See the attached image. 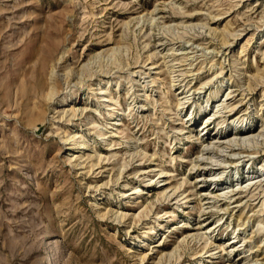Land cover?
I'll return each mask as SVG.
<instances>
[{
  "label": "rangeland",
  "instance_id": "374dc122",
  "mask_svg": "<svg viewBox=\"0 0 264 264\" xmlns=\"http://www.w3.org/2000/svg\"><path fill=\"white\" fill-rule=\"evenodd\" d=\"M246 122L264 0H0V264H264V181L211 192L264 165V136L202 152Z\"/></svg>",
  "mask_w": 264,
  "mask_h": 264
},
{
  "label": "bare ground",
  "instance_id": "6f19581e",
  "mask_svg": "<svg viewBox=\"0 0 264 264\" xmlns=\"http://www.w3.org/2000/svg\"><path fill=\"white\" fill-rule=\"evenodd\" d=\"M215 49V48H214ZM96 60V59H95ZM94 61V60H93ZM65 72V71H64ZM62 79V78H61ZM63 80V79H62ZM99 89L101 90L99 93H101L100 96L103 97L104 93H106L105 91H107L106 88H102V87H99ZM47 93V92H46ZM179 93H182V92H179ZM97 94V92H96ZM95 94V95H96ZM230 91L229 92H226L225 95L221 96L220 99L218 100L220 104H222V107L219 108L222 109L224 108L226 110V108L228 109L227 110V114L231 113V112H228V111H231L233 110V104L231 102H229V95H230ZM189 96L188 95H181V97L179 98V102L178 104H184L186 102L187 99ZM222 100V101H221ZM223 104H225V106H223ZM229 107V108H228ZM87 106H84V107H80V108H75L74 105H70V112H71V115L72 116H76L77 115V112L79 111L80 114L84 113L86 110H87ZM218 110V111H219ZM63 112H67V109L64 108L63 109ZM69 112V111H68ZM67 112V113H68ZM242 112V111H241ZM63 113V114H64ZM234 114V113H233ZM230 118V114L228 115ZM244 117L241 116V115H236L235 117L231 118L230 122L229 123H232L233 126L239 124V123H243L244 121ZM114 123H117V121H115ZM205 129V127L203 126L202 129H201V132H203ZM256 128H254L253 124H250L248 125L247 122L245 124V126H243L241 128V130L239 132H233V130H227L224 134H219L218 135V129L215 130L214 132L213 131H210V132H207V138L209 139L208 143L207 144H204V146L202 147V152L204 153V150H209L210 149V146L212 148V146H216V147H221V148H225L227 146H230V150L233 149V146H235V144H251V143H258L259 140L262 138V136H264V128H261L259 129V131H255ZM103 135L104 137H106L105 135V132H102L100 133V135ZM103 137V138H104ZM264 141V140H263ZM222 142H225L226 145H222ZM228 144V145H227ZM237 145V146H238ZM252 145V144H251ZM255 145V144H254ZM253 146V145H252ZM229 148V147H228ZM222 150V149H221ZM257 151V150H256ZM240 152V151H238ZM238 152H234V153H238ZM207 153V152H206ZM222 153V152H221ZM231 153V152H230ZM252 153V152H251ZM233 154V152H232ZM235 155V154H234ZM208 156V155H207ZM205 156V157H207ZM214 156V155H213ZM251 156V155H250ZM253 157V156H251ZM251 157L247 160V162H250L252 163V160H251ZM208 158V157H207ZM215 159V158H214ZM211 160V159H210ZM236 165L238 164V162H236ZM226 164V163H225ZM233 164V163H232ZM249 173H247V178H242L241 175H237V174H231L230 176V183L228 186H224V187H220V184L217 183L215 184L214 188H216L214 190H211V192H213L214 194L216 195H220V196H224L226 199L228 198V200H233L234 198H236L235 195L239 194V193H244L246 192L245 194H252L255 187L260 183H262L264 181V165H260V167L258 168L257 171H248ZM255 172V173H254ZM223 172L219 173V174H222ZM234 175V176H233ZM246 176V175H245ZM255 185V186H254ZM226 187V188H225ZM229 200V201H230ZM229 204L230 202H228L226 204L227 207H225V209L229 208ZM236 205H239V204H236ZM261 210H264V200L262 201L261 203ZM202 208V207H201ZM239 217L242 216V212H240L239 214ZM264 215L262 216L261 219H263ZM249 218V217H248ZM197 222V221H196ZM203 223V222H202ZM202 224H199V226H201ZM205 234L207 233H213V227L212 226H208L207 229L204 231ZM192 235L196 236V235H201L199 234L198 232L197 233H191ZM225 246H229L230 247V239L228 240H225L224 241V244L222 245V248L225 249ZM228 249V248H227Z\"/></svg>",
  "mask_w": 264,
  "mask_h": 264
}]
</instances>
